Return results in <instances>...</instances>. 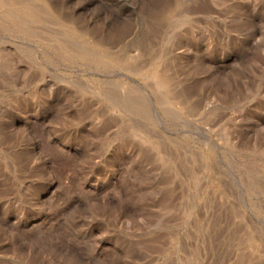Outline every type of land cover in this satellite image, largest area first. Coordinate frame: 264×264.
<instances>
[{"label": "rangeland", "instance_id": "1", "mask_svg": "<svg viewBox=\"0 0 264 264\" xmlns=\"http://www.w3.org/2000/svg\"><path fill=\"white\" fill-rule=\"evenodd\" d=\"M26 1L35 36L0 26V264H264V0Z\"/></svg>", "mask_w": 264, "mask_h": 264}, {"label": "bare ground", "instance_id": "2", "mask_svg": "<svg viewBox=\"0 0 264 264\" xmlns=\"http://www.w3.org/2000/svg\"><path fill=\"white\" fill-rule=\"evenodd\" d=\"M28 3H27V1L25 2V0L24 1L0 0V26L2 27L1 29L16 30L17 32L23 34L24 36L30 37V35L33 32L31 33L32 29L30 30V27H28L30 25L29 21L31 20V23H32V21L34 22L37 19L39 20V17H38L39 14L37 15V13H36L37 11L34 10L31 7L32 5H30ZM1 18H3L4 20L6 19L7 23L6 22H5V24L2 23ZM26 21H28L29 24H27ZM33 35H34V33H33ZM62 49L63 50L65 49V51L69 50L64 45L62 46ZM71 50L73 51L74 55H76V57L78 56L81 59H91L96 64H99V66L105 63L101 58H99V56L96 57V56H94L88 52H85V51H82L79 49H75V48H73ZM117 64H118V62H117ZM156 75L157 74H154L153 76H156ZM156 82L159 86L164 87L166 85L165 79H163L162 77L161 78L158 77Z\"/></svg>", "mask_w": 264, "mask_h": 264}]
</instances>
